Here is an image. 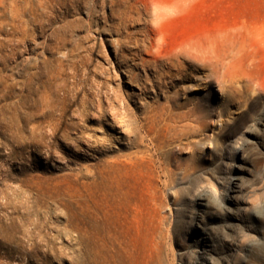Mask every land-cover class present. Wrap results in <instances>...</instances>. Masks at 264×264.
<instances>
[{
  "label": "rangeland",
  "instance_id": "rangeland-1",
  "mask_svg": "<svg viewBox=\"0 0 264 264\" xmlns=\"http://www.w3.org/2000/svg\"><path fill=\"white\" fill-rule=\"evenodd\" d=\"M180 1L0 0V264H264V0Z\"/></svg>",
  "mask_w": 264,
  "mask_h": 264
},
{
  "label": "bare ground",
  "instance_id": "bare-ground-1",
  "mask_svg": "<svg viewBox=\"0 0 264 264\" xmlns=\"http://www.w3.org/2000/svg\"><path fill=\"white\" fill-rule=\"evenodd\" d=\"M180 2L181 3L179 5L182 4L181 7H183V6H185L184 4H186L187 0H181ZM158 3L153 2V5H154L153 13L155 15L156 21L160 22L163 17H165V16L168 15L170 9L173 10V7L174 6L168 10V9H166L165 6L161 5L160 3L158 4ZM196 52H197V49L194 46H189V47L184 46L183 48H181L180 50H178L174 54L173 58L174 59H177V60L180 59V58H189V57H196V58H199V59H205V57L203 55V51L201 53L198 52L199 55L198 54H195ZM255 89H257L259 92H261V93L264 94V84H256ZM245 90H246V88L244 89V91ZM247 143H249L248 140L242 142L241 144L239 143V145L235 147V150L238 151V152H240L242 154V158H241L242 161H245L246 160V156H245L246 155V149H245V146L247 145ZM230 180H234V177H231ZM230 183L232 184V186L229 187V191H231L232 193L233 192H236L237 190L240 189L239 188V185H238V182H236L235 180L234 181H231ZM207 198L208 197H207V193L206 192L200 194L197 197V199L200 202V204H199L200 207L203 208L201 210V214L194 215V221H196L198 223H201V222H203L205 220V216H206L207 210H208V208L212 204L209 201V199H207ZM229 199H231V198H229Z\"/></svg>",
  "mask_w": 264,
  "mask_h": 264
}]
</instances>
